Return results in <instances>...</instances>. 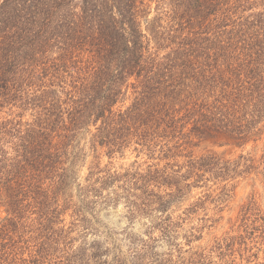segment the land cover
I'll use <instances>...</instances> for the list:
<instances>
[{
	"label": "trees",
	"instance_id": "obj_1",
	"mask_svg": "<svg viewBox=\"0 0 264 264\" xmlns=\"http://www.w3.org/2000/svg\"><path fill=\"white\" fill-rule=\"evenodd\" d=\"M3 113L0 264H47L60 216L73 208L72 229L86 220L65 194L84 132L95 129L91 144L109 157L134 145L152 159L95 165L80 189L86 199L122 188L109 201L124 192L138 212L163 213L194 184L252 168L247 156L184 151L196 137L264 139V0H0ZM224 253L220 264H236ZM204 254L182 264H204Z\"/></svg>",
	"mask_w": 264,
	"mask_h": 264
},
{
	"label": "rangeland",
	"instance_id": "obj_2",
	"mask_svg": "<svg viewBox=\"0 0 264 264\" xmlns=\"http://www.w3.org/2000/svg\"><path fill=\"white\" fill-rule=\"evenodd\" d=\"M156 4L152 3L151 17L156 14ZM131 101L132 96L126 104ZM4 115L0 114V118ZM95 131L78 136L68 163L72 179L65 194L70 195L72 205L83 208L81 218L86 220L72 229L76 218L73 208L60 216L55 224L60 242L50 246L47 264H117L118 258L123 264L141 260L142 264H182L192 262L200 253H205L204 264H220L224 252L229 255L231 251L229 256L236 264H264V139L238 145L223 134L193 138L184 151L193 158L216 154L230 162H244L242 156H247L253 159L248 162L252 168L243 164L239 168L242 172L231 174L227 180L211 178L194 184L163 213L155 208L138 212L125 199L124 192L119 201H109L115 197V190L123 191L114 185L97 196L82 197L80 189L88 184V175L95 165L124 171L135 161L153 162L146 152L135 150L134 145L109 157L105 148L91 144ZM186 158L179 157L181 162ZM0 215L4 217L6 213L2 211ZM163 221L172 224L166 229ZM27 231H32L31 227L25 228ZM228 244L232 250L224 251ZM31 247L36 250L33 243ZM145 253L154 256L137 257Z\"/></svg>",
	"mask_w": 264,
	"mask_h": 264
}]
</instances>
